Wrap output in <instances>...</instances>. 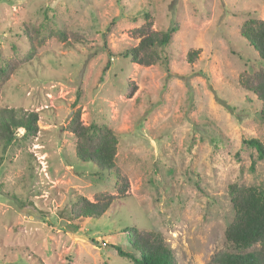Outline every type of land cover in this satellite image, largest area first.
<instances>
[{"label": "rangeland", "instance_id": "374dc122", "mask_svg": "<svg viewBox=\"0 0 264 264\" xmlns=\"http://www.w3.org/2000/svg\"><path fill=\"white\" fill-rule=\"evenodd\" d=\"M146 12L155 30L178 27L167 66L121 56ZM251 18L264 20V0H0V57L13 68L0 108L38 112L40 129L0 152V264H133L116 250L132 251L127 227L161 233L177 264L237 253L229 186L264 190V160L243 142L264 141L261 107L239 83L260 67L241 34ZM78 109L115 132V170L78 160ZM98 196L115 197L101 219L70 225L73 204Z\"/></svg>", "mask_w": 264, "mask_h": 264}, {"label": "trees", "instance_id": "16d2710c", "mask_svg": "<svg viewBox=\"0 0 264 264\" xmlns=\"http://www.w3.org/2000/svg\"><path fill=\"white\" fill-rule=\"evenodd\" d=\"M145 23L133 30V35L139 39L134 48L126 49L122 57L129 59L139 66L150 67L157 64L168 65L162 52L170 44L178 27L174 23L162 31L154 29L151 13L144 14ZM241 34L259 57L260 67L252 69L240 76L241 89L247 92L248 99L260 105V117L264 118V20L249 19L241 28ZM66 35H61L65 39ZM34 48L33 41L31 43ZM190 62H194L198 52L189 54ZM258 60V58H257ZM33 61L32 51L25 58V64ZM13 68L10 61L0 57V81L11 74ZM235 111V109H232ZM39 113L14 108H0V152H6L19 141L36 136ZM68 130L75 138V152L78 160L95 165L99 171H113L117 164L118 139L115 132L108 126L96 124L85 125L82 121L81 110L71 115ZM22 131V133H20ZM245 145L254 148L258 158L264 160V141L258 138L245 139ZM116 190L124 194L126 179L117 174ZM121 182V184L118 183ZM118 185H121L118 186ZM120 195V194H119ZM229 196L235 211V218L225 232V238L237 253L223 252L215 256L213 264H264L263 254L245 253L256 245L264 248V190L257 187H245L238 184L229 186ZM97 198V202L80 197L70 208V225L79 228L84 219L99 220L113 204L115 197ZM132 251L125 252L116 246L117 254L133 264H177L172 250L166 245L161 233L142 231L138 228L125 229Z\"/></svg>", "mask_w": 264, "mask_h": 264}]
</instances>
